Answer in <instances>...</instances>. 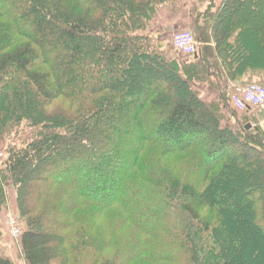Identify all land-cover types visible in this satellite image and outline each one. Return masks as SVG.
Segmentation results:
<instances>
[{"label": "trees", "instance_id": "16d2710c", "mask_svg": "<svg viewBox=\"0 0 264 264\" xmlns=\"http://www.w3.org/2000/svg\"><path fill=\"white\" fill-rule=\"evenodd\" d=\"M200 1L189 15L201 46L183 61L167 60L150 22L187 0H0V209L11 187L25 264H96L108 245L101 219L144 231L169 217L164 201L184 226L174 234L167 218L165 232L144 231L131 263L170 264L159 249L168 238L171 255L185 247L184 264H202L192 223L208 264H264V131L223 124L236 114L221 86L264 69V0H251L254 18L247 0H222L210 19ZM256 38L260 55L247 49ZM177 158L196 182L165 166ZM0 264H15L1 240Z\"/></svg>", "mask_w": 264, "mask_h": 264}, {"label": "rangeland", "instance_id": "374dc122", "mask_svg": "<svg viewBox=\"0 0 264 264\" xmlns=\"http://www.w3.org/2000/svg\"><path fill=\"white\" fill-rule=\"evenodd\" d=\"M221 2H222V0H201L198 3L196 10L198 12L205 11V16L210 19V17L214 13H216V10L219 8ZM187 3L188 4H185L181 10V11H184V13H185V14H182V16L185 19H189V8H190V4H192L193 2H191L189 4V0H187ZM250 4H251V0H247L246 1V9H245V11H242V13L252 14V17L254 18L255 17L254 15L257 12L255 13L253 11L252 7L249 6ZM164 7H165V5H164ZM166 7L169 8L167 5H166ZM167 8L166 9L164 8V9L167 10ZM157 16L155 14L153 19H155V17H157ZM177 16H179V14ZM171 19H172V21H170V24L169 23L165 24V26L162 28V30L160 31L158 36L155 35V32L158 30V26H157L158 21H156L154 24H151L150 30L153 31V33H154L153 35L157 39V42L163 47L162 51H164V53L167 54V60H170L173 58H178V60H183V61L187 60V59H185L184 56H182L177 51H175V49L172 45V41H173L174 35L180 31H187V32L192 33V25L193 24H190L189 21H187V23L183 22L181 25H177L175 27V19L173 17H171ZM192 21H193V19H192ZM192 35H193V33H192ZM196 41L198 42V40H196ZM257 42H258V39L256 38L253 41L252 46H250V47L248 46L247 49L251 50V52L255 55H260L261 52H260L258 46L256 45ZM241 67L245 68L244 65H242ZM237 83L239 85H241V87H244L248 84L259 85V86L264 87V69H260V70H258L257 68H254L253 70L246 69V73L238 77ZM194 87L198 91L199 96L204 101H206V102L213 101V99L209 98L208 91L202 90V88H203L202 86L196 85ZM234 92L235 91H229L228 92L227 100L230 99V97L232 96V94ZM229 107L231 110H233L232 112H234L236 114V118L232 119V118L227 117L226 116L227 113L225 111L223 116H225L226 121L223 124H226L227 126H230L234 129H236V128H238V126L240 127L241 125H244V124L245 125L250 124L251 128H255L257 126L264 131V109L261 111L253 109V110L237 112L232 108L231 105H229ZM5 155H6V147L4 144H0V163L5 159ZM184 164L185 163L183 161H181L179 158L171 159V161L165 160V166H167L169 168H173V169L178 170L180 172L179 176L182 179L183 184L196 182L197 180H195L196 179L195 176H193V178H192V176H190V174L184 170L185 169ZM5 191H6V194L8 196V199H7V202L4 203V207L0 209V238H1L0 240H1V244L6 247L7 252H9L10 255L13 257V259L15 260V264H25L20 259V255H19L20 250H19L18 241H17L18 239L13 237L12 227L10 226V221L15 220L19 226V229L21 228V225L18 222V219H17L18 216H17L16 210H15L14 190L11 187H7L5 189ZM263 197H264L263 194L257 195L256 201H257V211H258V213H257L258 214V222L264 230V209H263V203H262ZM170 200L174 201L175 203L177 202L179 204L180 209L182 207V204L185 203L184 202L185 198H181V197H179V198L173 197ZM167 202H168V204L166 205ZM169 203H170V201H164L165 208H167L168 216H169V217H166L165 219L167 220V218H168L169 220L174 221V222H171V224H173V228H174L173 233L175 234L176 230H178L180 228V226L181 227L184 226V224L182 222V218H180L177 215H172V213L176 214L177 210L170 209V206L168 207ZM112 209L116 210V212L119 213L120 215L124 214V211L120 206H115ZM180 213H182V217H184V221L189 220L187 218V216L183 213L182 209L180 210ZM144 215H145V212H144ZM116 218H118V217L111 214L110 217H107L105 219H101L99 221L101 223V226L104 229V234H105L104 236L108 242V245H107V248L102 255L103 256V258H101L102 260H98V262L96 264H103V261L105 259L107 262H110L112 264H146L142 261H139L136 263H131V261L128 257V256H130L129 253H131V255H132L133 250H136L138 246H142V245H145L147 243L146 242L147 237H144L145 235L143 234L144 231L147 233L149 231V229H151V228H153V230L158 229V231L161 228H163L161 230H164V232H165V230L167 229V227H165V226H167L166 225L167 223H165L166 220H165V222L164 221L161 223L156 222V223L150 224L149 226H144V231H142V230L139 231L136 227H131V226H126V227L120 226L119 227V225L117 223H115V222L111 223V220L116 219ZM188 223H190V222H188ZM138 225H140L139 222H138ZM196 229H197V231H196ZM184 230H186V228H184ZM189 231L192 232V233H190L191 238L194 239V242L196 243L198 248L202 250L200 252L202 257H203V263L202 264H208L209 261L215 262V259H212L211 257H209V254L207 253V251L203 250V248L206 249V246H208V240L206 239V236L203 235L201 232H199L198 227L194 226V224H192V223L189 225ZM136 233H139V235L136 236ZM164 239H165V237H164ZM169 242H170V240L168 238L165 239V244H163L159 248L162 251L161 253H162V255H164V258H165V256H168L169 259H171L170 264H184L186 259L184 258L183 254L178 256L177 253L180 251V249L184 250L185 247H181L180 249H178L179 251H176V252H174V255H171L172 251L169 252L166 249ZM165 253H169V254H165ZM159 255L160 254L157 255L158 256L157 258H159L161 256V255L160 256ZM172 256H174V257H172ZM94 257H95V255L88 256L84 260H82L80 262V264H93L92 262H93ZM172 262H174V263H172Z\"/></svg>", "mask_w": 264, "mask_h": 264}, {"label": "built area", "instance_id": "2783aa9c", "mask_svg": "<svg viewBox=\"0 0 264 264\" xmlns=\"http://www.w3.org/2000/svg\"><path fill=\"white\" fill-rule=\"evenodd\" d=\"M172 43L174 49L183 56L193 57L198 52L199 43L190 32L180 31L176 33ZM229 100L230 105L237 112L253 109L263 110L264 87L248 84L244 87L237 88ZM10 226L12 227L13 237L18 238L20 229L16 221L11 220Z\"/></svg>", "mask_w": 264, "mask_h": 264}, {"label": "crops", "instance_id": "0c3cea01", "mask_svg": "<svg viewBox=\"0 0 264 264\" xmlns=\"http://www.w3.org/2000/svg\"><path fill=\"white\" fill-rule=\"evenodd\" d=\"M193 2V0H189V4ZM188 4V3H187ZM182 14H185L184 11L179 12V16H173L171 13H169L167 10H165L164 8L160 9L159 11L156 12V16L155 19H153L150 22V26L151 24H154L156 21H158V30L155 32V34L158 36L160 31L162 30V28L165 26V24L169 23L170 21H172L171 17H173L175 19V27L177 25H181L183 22L189 21L190 24H192V17L189 15V19H185ZM179 21V22H178ZM223 81H221V86L225 87V89L227 90V92L229 91H235L237 88H240V86L238 85H234V84H228L224 79H222ZM203 87V86H202ZM202 90L208 91V96L209 98L212 99V97L216 94L213 90L209 89V88H205L203 87ZM19 247V245H18Z\"/></svg>", "mask_w": 264, "mask_h": 264}, {"label": "water", "instance_id": "95a60500", "mask_svg": "<svg viewBox=\"0 0 264 264\" xmlns=\"http://www.w3.org/2000/svg\"><path fill=\"white\" fill-rule=\"evenodd\" d=\"M196 57H197V55L194 56V58H196ZM250 128H251V125H250V124L245 125V129H246V130H248V129H250Z\"/></svg>", "mask_w": 264, "mask_h": 264}]
</instances>
